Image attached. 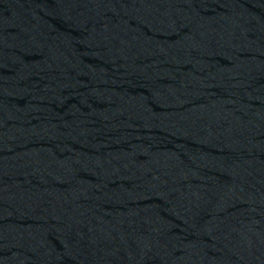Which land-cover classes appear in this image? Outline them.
Wrapping results in <instances>:
<instances>
[{"label": "water", "instance_id": "water-1", "mask_svg": "<svg viewBox=\"0 0 264 264\" xmlns=\"http://www.w3.org/2000/svg\"><path fill=\"white\" fill-rule=\"evenodd\" d=\"M0 264H264V0H0Z\"/></svg>", "mask_w": 264, "mask_h": 264}]
</instances>
